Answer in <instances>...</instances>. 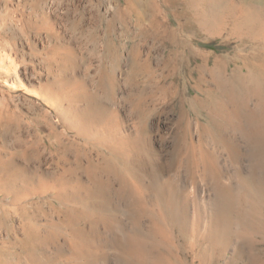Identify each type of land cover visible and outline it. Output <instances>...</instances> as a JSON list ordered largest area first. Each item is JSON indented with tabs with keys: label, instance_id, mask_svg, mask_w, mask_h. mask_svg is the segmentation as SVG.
<instances>
[{
	"label": "bare ground",
	"instance_id": "bare-ground-1",
	"mask_svg": "<svg viewBox=\"0 0 264 264\" xmlns=\"http://www.w3.org/2000/svg\"><path fill=\"white\" fill-rule=\"evenodd\" d=\"M91 214L140 264H264V0H0V264H109Z\"/></svg>",
	"mask_w": 264,
	"mask_h": 264
},
{
	"label": "rangeland",
	"instance_id": "rangeland-1",
	"mask_svg": "<svg viewBox=\"0 0 264 264\" xmlns=\"http://www.w3.org/2000/svg\"><path fill=\"white\" fill-rule=\"evenodd\" d=\"M11 1H12V3H16L17 0H11ZM128 27H129L130 32H129L127 37H124L122 39H143V38L139 37V28H140L139 25H137L135 22H132L128 25ZM203 39H216V38L204 36ZM255 44L256 43H249L250 48L251 49L254 48ZM232 46L234 47L235 45L233 44ZM205 49H207V50L210 49V50H213L216 52H219L222 50V48L217 47V42H215V41H211L208 46H205ZM254 101L255 100H253V102ZM159 108L160 109H158V111L156 112L154 119L156 117L157 118L152 122L151 132H152L153 136H157L158 138L160 137L159 139H161V141H162V140L168 138V129H169V127L172 126L174 120L177 119V114L175 112H173L172 106L170 104L161 105V106H159ZM127 114H128L127 106H125V110L123 111V119H124L125 124L128 121ZM254 189L255 188H253V191H255ZM99 219H100V221H99ZM103 222H106V221L104 219H101L100 216L93 214L92 216H90L89 219H87V222L85 224L84 223H78V225H77L78 227L79 226L83 227L85 225L88 228L92 224L90 226V234H89V237H92V240H93V242H92L93 245L92 244L90 245L91 249H92V246H93V248H96L99 245L105 246V251L108 250L106 257L108 259L109 264H120L118 261L119 259L121 261L127 260L132 264H140V262L137 259H133L131 257L132 254L129 253V251L131 252V249H127L126 246H116L115 245L116 241L112 239L113 238L112 232H109L108 230L103 229V227H104V226H102ZM148 223H149V221L144 220L143 224L145 226ZM234 242H235V245H234L235 248L234 249L237 250L235 252H238L239 249L241 248L240 246H242V245H238V244H240L238 241H234ZM99 248H98V250H100ZM243 250H244V252L242 254H236L235 253V255H237L236 259H238L235 263L236 264H246V263L251 264L252 262H254L253 261L254 255H253L252 250L249 249V247H247V246H245L243 248ZM232 252L233 251L230 250L228 255H231ZM188 258L191 259V255H189Z\"/></svg>",
	"mask_w": 264,
	"mask_h": 264
}]
</instances>
